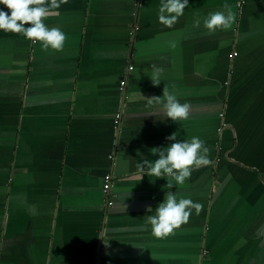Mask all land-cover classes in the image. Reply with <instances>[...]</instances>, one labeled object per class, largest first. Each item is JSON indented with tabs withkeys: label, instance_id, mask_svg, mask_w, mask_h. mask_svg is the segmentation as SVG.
<instances>
[{
	"label": "crops",
	"instance_id": "0c3cea01",
	"mask_svg": "<svg viewBox=\"0 0 264 264\" xmlns=\"http://www.w3.org/2000/svg\"><path fill=\"white\" fill-rule=\"evenodd\" d=\"M160 2L61 0L44 18L60 50L0 32V264H264V0H188L172 27ZM215 11L231 27L206 29ZM164 90L187 118L152 99ZM173 133L213 163L167 189L136 165ZM168 191L202 208L157 238Z\"/></svg>",
	"mask_w": 264,
	"mask_h": 264
},
{
	"label": "clouds",
	"instance_id": "9594fccd",
	"mask_svg": "<svg viewBox=\"0 0 264 264\" xmlns=\"http://www.w3.org/2000/svg\"><path fill=\"white\" fill-rule=\"evenodd\" d=\"M8 11L0 9V32L21 35L32 43H40L42 49L60 50L65 43L66 35L58 27H48L44 23L51 10L59 9L61 0H0ZM188 0H161L157 19L166 27H172L184 13ZM236 19L234 12L215 11L203 19V26L209 31L227 29ZM201 24L200 19L194 21V26ZM27 25V26H26ZM160 69L156 68L150 79L154 85L160 83ZM157 102L163 103V110L168 118L176 122L187 118L190 105L181 103L174 94L164 90L163 97H155ZM149 99V100H152ZM167 146L152 148L150 152L157 156L155 160L143 159L136 165L137 174L154 176L167 181L165 188L183 186L186 179L191 176L193 168L208 166L213 163L209 156V148L205 141L198 136L190 140H177L173 133L167 137ZM174 182V183H173ZM202 205L191 198H177L168 191L162 202L154 209L149 208L146 223L150 226L151 234L157 238L166 237L174 232L181 224L186 223L195 210L197 213Z\"/></svg>",
	"mask_w": 264,
	"mask_h": 264
},
{
	"label": "built area",
	"instance_id": "2783aa9c",
	"mask_svg": "<svg viewBox=\"0 0 264 264\" xmlns=\"http://www.w3.org/2000/svg\"><path fill=\"white\" fill-rule=\"evenodd\" d=\"M237 54L235 53L234 56H236ZM233 57V55H232ZM133 67L131 66L130 67V70H132ZM126 85V82H123L122 83V88H124ZM110 190H111V181H110V176H107L105 178V182H104V193L109 196V193H110ZM113 202H108V206H112Z\"/></svg>",
	"mask_w": 264,
	"mask_h": 264
}]
</instances>
